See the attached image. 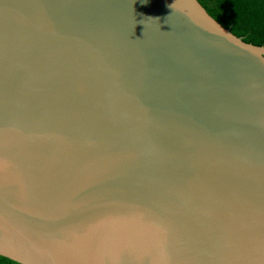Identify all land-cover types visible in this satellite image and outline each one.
Listing matches in <instances>:
<instances>
[{"label": "water", "instance_id": "obj_1", "mask_svg": "<svg viewBox=\"0 0 264 264\" xmlns=\"http://www.w3.org/2000/svg\"><path fill=\"white\" fill-rule=\"evenodd\" d=\"M0 256L264 264V46L197 0H0Z\"/></svg>", "mask_w": 264, "mask_h": 264}, {"label": "trees", "instance_id": "obj_2", "mask_svg": "<svg viewBox=\"0 0 264 264\" xmlns=\"http://www.w3.org/2000/svg\"><path fill=\"white\" fill-rule=\"evenodd\" d=\"M222 27L243 42L264 46V0H197ZM0 264H17L0 256Z\"/></svg>", "mask_w": 264, "mask_h": 264}]
</instances>
